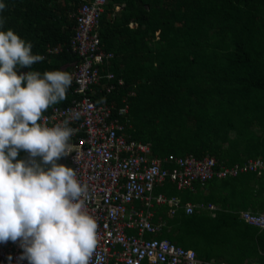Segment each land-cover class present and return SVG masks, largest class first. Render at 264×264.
I'll list each match as a JSON object with an SVG mask.
<instances>
[{"label": "trees", "instance_id": "1", "mask_svg": "<svg viewBox=\"0 0 264 264\" xmlns=\"http://www.w3.org/2000/svg\"><path fill=\"white\" fill-rule=\"evenodd\" d=\"M86 1L0 0V41L30 47L16 49L12 69L30 60L69 65L17 77L15 87L32 84L30 96L0 107V114L10 111L17 118L16 131L33 132L35 108L45 94L58 96L62 106L72 99V89L61 84L77 61L69 48L74 26L69 15ZM98 33L103 49L115 55L111 71L134 86L130 138L150 143L152 157L208 156L216 168L264 162V0H108ZM57 46L59 52H47ZM124 93L106 100L117 108ZM154 193L216 207L191 215L178 210L169 217L167 205H155L152 223L162 224L157 239L193 250L206 262L264 264V229L238 215L264 212V169L259 175L214 178L194 192L166 183Z\"/></svg>", "mask_w": 264, "mask_h": 264}, {"label": "built area", "instance_id": "2", "mask_svg": "<svg viewBox=\"0 0 264 264\" xmlns=\"http://www.w3.org/2000/svg\"><path fill=\"white\" fill-rule=\"evenodd\" d=\"M107 2L88 0L69 15L74 22L69 48L77 61L61 77V84L72 89V99L62 106L58 96L45 94L35 108L36 128L31 134L21 131L33 145L45 146L50 136L79 143L84 150L70 146L73 171L55 211L45 221L0 240L4 254L0 264H223L206 262L193 250L157 239L162 224L152 223L155 205H167L169 217L178 210L191 215L197 208L216 207L182 204L179 198L154 191L171 183L178 191L194 192L214 178L259 175L264 162L256 158L216 168L215 159L208 156L154 158L150 143L130 138L129 98L135 95L134 86L127 87L111 71L115 55L103 49L98 33ZM60 50L57 46L47 52ZM122 90L116 108L106 98ZM238 215L247 225L264 229V212L244 210Z\"/></svg>", "mask_w": 264, "mask_h": 264}, {"label": "water", "instance_id": "3", "mask_svg": "<svg viewBox=\"0 0 264 264\" xmlns=\"http://www.w3.org/2000/svg\"><path fill=\"white\" fill-rule=\"evenodd\" d=\"M30 47L20 43L0 41V107L8 105L21 94L30 96L32 84L13 86L20 74L31 69L50 72L67 69L54 68L43 61L30 60L15 70L16 49ZM17 118L10 111L0 114V240L16 230L36 222H43L53 213L61 199L66 177L73 171L70 146L84 150L79 143H62L47 137L45 146L28 142V134L15 130ZM4 258L0 252V263Z\"/></svg>", "mask_w": 264, "mask_h": 264}, {"label": "rangeland", "instance_id": "4", "mask_svg": "<svg viewBox=\"0 0 264 264\" xmlns=\"http://www.w3.org/2000/svg\"><path fill=\"white\" fill-rule=\"evenodd\" d=\"M108 18H112V15H107ZM23 94L19 95V96H22ZM248 211H250V209H248Z\"/></svg>", "mask_w": 264, "mask_h": 264}, {"label": "crops", "instance_id": "5", "mask_svg": "<svg viewBox=\"0 0 264 264\" xmlns=\"http://www.w3.org/2000/svg\"><path fill=\"white\" fill-rule=\"evenodd\" d=\"M120 9V8H119ZM119 10H116V12H118ZM210 212H212V211H210ZM210 262H216V261H210Z\"/></svg>", "mask_w": 264, "mask_h": 264}]
</instances>
